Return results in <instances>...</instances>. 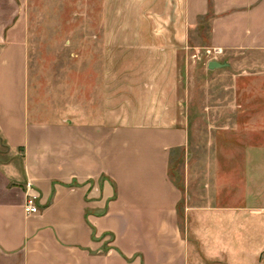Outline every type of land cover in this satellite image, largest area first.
<instances>
[{"label":"crops","instance_id":"crops-1","mask_svg":"<svg viewBox=\"0 0 264 264\" xmlns=\"http://www.w3.org/2000/svg\"><path fill=\"white\" fill-rule=\"evenodd\" d=\"M27 2L0 0V133L9 152L0 163V264H261L264 154L245 148L239 177L208 171L197 190H182L169 178L182 127L40 120L27 32L15 16L28 14ZM95 4V14H177L171 34L180 43L185 25L209 18L212 48L264 52V0ZM20 151L19 166L9 163ZM29 194L39 214L25 212Z\"/></svg>","mask_w":264,"mask_h":264},{"label":"rangeland","instance_id":"rangeland-1","mask_svg":"<svg viewBox=\"0 0 264 264\" xmlns=\"http://www.w3.org/2000/svg\"><path fill=\"white\" fill-rule=\"evenodd\" d=\"M27 1L28 14L15 16L27 32L31 108L37 102L40 120L182 127L185 144L171 150L169 167L182 190H197L208 171L239 177L245 148L264 154V52L212 48L209 18L185 25L180 43L171 34L177 14H95V0ZM150 42L169 45L150 51ZM20 156L9 163L19 166ZM6 157L0 133V163Z\"/></svg>","mask_w":264,"mask_h":264},{"label":"built area","instance_id":"built-area-1","mask_svg":"<svg viewBox=\"0 0 264 264\" xmlns=\"http://www.w3.org/2000/svg\"><path fill=\"white\" fill-rule=\"evenodd\" d=\"M35 200H36L35 196L30 195V194L28 195L27 201L24 207V210L28 215L39 214V209L36 206ZM261 264H264V254L261 257Z\"/></svg>","mask_w":264,"mask_h":264},{"label":"water","instance_id":"water-1","mask_svg":"<svg viewBox=\"0 0 264 264\" xmlns=\"http://www.w3.org/2000/svg\"><path fill=\"white\" fill-rule=\"evenodd\" d=\"M216 67H217V66H216L215 64H210V65H209V68H210V69H214V68H216Z\"/></svg>","mask_w":264,"mask_h":264}]
</instances>
